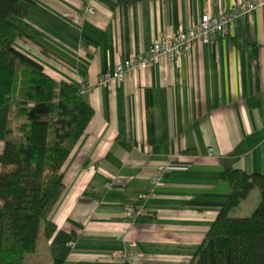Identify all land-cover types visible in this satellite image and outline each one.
Here are the masks:
<instances>
[{"label": "crops", "instance_id": "obj_1", "mask_svg": "<svg viewBox=\"0 0 264 264\" xmlns=\"http://www.w3.org/2000/svg\"><path fill=\"white\" fill-rule=\"evenodd\" d=\"M30 1L32 39L15 47L53 80L85 86L93 117L25 262L189 264L230 194L223 173L264 175V8L177 60L102 84L117 62L244 0ZM258 202L254 190L233 210ZM128 206L140 217L125 219Z\"/></svg>", "mask_w": 264, "mask_h": 264}, {"label": "trees", "instance_id": "obj_2", "mask_svg": "<svg viewBox=\"0 0 264 264\" xmlns=\"http://www.w3.org/2000/svg\"><path fill=\"white\" fill-rule=\"evenodd\" d=\"M30 3L0 0V264H28L42 213L93 117L80 87L53 80L15 47L32 39L24 22ZM222 179L230 194L189 264H264V175L228 169ZM254 190L259 202L251 215L229 217ZM53 231L46 224L45 236Z\"/></svg>", "mask_w": 264, "mask_h": 264}, {"label": "built area", "instance_id": "obj_3", "mask_svg": "<svg viewBox=\"0 0 264 264\" xmlns=\"http://www.w3.org/2000/svg\"><path fill=\"white\" fill-rule=\"evenodd\" d=\"M261 8H264V0H244L218 15L205 13L193 27L186 29L179 27L175 34L167 35L156 41L146 52L117 62L111 72L100 76L99 82L102 84L110 81L119 82L126 74L140 71L150 64H159L163 58L177 60L188 53L197 42L208 43L215 34L224 36L229 26ZM86 10L91 12L90 7H87ZM87 91L85 86L80 87L81 94H86ZM156 180L153 183H156ZM144 197L145 195L142 196V198ZM140 214L139 210L130 206L124 208V217L127 220H135L140 217ZM126 260L127 256L125 255L120 259L119 264H125Z\"/></svg>", "mask_w": 264, "mask_h": 264}, {"label": "rangeland", "instance_id": "obj_4", "mask_svg": "<svg viewBox=\"0 0 264 264\" xmlns=\"http://www.w3.org/2000/svg\"><path fill=\"white\" fill-rule=\"evenodd\" d=\"M246 216H242V214H237V211H230L229 217L235 218V217H247L250 216L251 214H245Z\"/></svg>", "mask_w": 264, "mask_h": 264}]
</instances>
